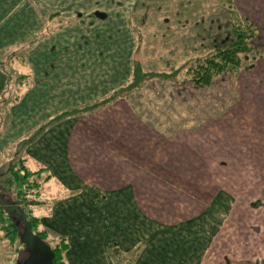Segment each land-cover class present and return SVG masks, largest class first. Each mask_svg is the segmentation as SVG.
I'll use <instances>...</instances> for the list:
<instances>
[{
	"label": "crops",
	"instance_id": "0c3cea01",
	"mask_svg": "<svg viewBox=\"0 0 264 264\" xmlns=\"http://www.w3.org/2000/svg\"><path fill=\"white\" fill-rule=\"evenodd\" d=\"M257 5L264 0L236 7L248 15ZM263 42L256 43L264 51ZM214 81L229 93L221 90L225 99L195 126L186 113L182 126L175 113L172 123L149 121L125 97L25 143L52 116L15 143L11 156L20 150L40 162L38 177L46 172L67 191L38 217L67 239L66 264H115L112 248L132 264H264V53L204 90ZM66 217L79 222L67 226ZM226 234L231 247L215 243Z\"/></svg>",
	"mask_w": 264,
	"mask_h": 264
},
{
	"label": "rangeland",
	"instance_id": "374dc122",
	"mask_svg": "<svg viewBox=\"0 0 264 264\" xmlns=\"http://www.w3.org/2000/svg\"><path fill=\"white\" fill-rule=\"evenodd\" d=\"M241 1L247 3L235 0V4ZM257 6L251 14L243 15L259 25V41H264V8ZM50 12L60 14L45 19ZM225 40L233 39L220 0H0V61L14 53L16 57L9 66L15 75L25 77L24 84L11 92H16V98L11 95L13 99L4 109L0 104L5 124L0 137L8 138L3 143L6 148L0 151V174L10 159L11 164L24 161L26 156L20 150L12 156L10 151L41 122L124 84L137 44L145 72L170 74L190 59L220 48ZM226 78L229 80L230 75ZM222 87L219 81L204 90L153 79L126 98L149 121L156 118L162 124L172 123L175 113L172 120L178 119L182 126L186 113L189 124L195 126L214 112L213 105H219L217 99H225L221 90L227 91ZM72 125L69 122L66 128L70 131ZM25 161L30 162L25 166L31 173L41 165L29 156ZM46 175L29 178L35 185L27 194L44 202L30 208L37 217L47 216L51 203L67 194L65 188L55 185V178L47 182ZM66 214L74 216L72 210ZM64 221L70 227L79 222L70 217ZM16 223L21 231V224ZM4 227L1 217L0 264H22L27 257L25 248L19 243L11 246ZM220 242L228 247L234 244L229 234L215 240L216 244ZM115 256V264H132L131 256L120 252Z\"/></svg>",
	"mask_w": 264,
	"mask_h": 264
},
{
	"label": "trees",
	"instance_id": "16d2710c",
	"mask_svg": "<svg viewBox=\"0 0 264 264\" xmlns=\"http://www.w3.org/2000/svg\"><path fill=\"white\" fill-rule=\"evenodd\" d=\"M220 3L230 22L232 41L225 40L226 42L220 48L205 56L190 59L170 74L145 72L142 69L139 59L140 44H137L132 53L130 75L124 84L112 90L96 102L78 108H70L58 113L39 125L33 138L26 140L25 143L33 142L47 129L66 119L95 112L112 105L132 93L139 92L143 89V85L146 82L153 79L188 84L194 88L204 89L210 86L214 78L223 73L237 75L242 69L250 68L254 60L264 53L256 43L260 39V30L249 17L240 13L236 7L235 0H220ZM15 57L16 55L14 53H9L0 61V104H3V107H1L3 109L13 99L12 97L15 96L14 98H16V92H11L17 90L19 86L24 84L25 77L15 75L9 66V63ZM1 108L0 135L5 129L3 110ZM39 174L40 171L35 173L27 171L23 160L12 162V164L9 163L5 172L0 174V200L10 202L13 206L19 207L24 212L32 232L44 241L54 253L53 264H66L65 253L69 250L67 239L45 228H41L40 218L33 215L30 211V208L38 205L39 201L30 198L29 193L27 194L28 190L32 192L31 188L35 185L29 178L38 176ZM0 214V218L2 217L5 222L3 230L5 231L6 239H9L11 246L19 243L24 248L19 242V234L21 231L17 226L16 218L8 214L1 204ZM112 249L115 254L118 253L116 248Z\"/></svg>",
	"mask_w": 264,
	"mask_h": 264
},
{
	"label": "water",
	"instance_id": "95a60500",
	"mask_svg": "<svg viewBox=\"0 0 264 264\" xmlns=\"http://www.w3.org/2000/svg\"><path fill=\"white\" fill-rule=\"evenodd\" d=\"M0 204L8 214L14 216L21 223L19 242L24 246L27 253L22 264H53L54 253L44 241L32 232L24 212L10 202L0 200Z\"/></svg>",
	"mask_w": 264,
	"mask_h": 264
}]
</instances>
